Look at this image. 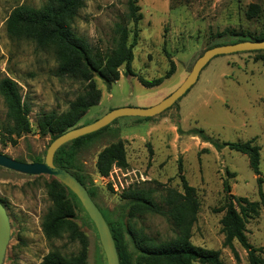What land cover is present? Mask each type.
Here are the masks:
<instances>
[{
    "label": "rangeland",
    "instance_id": "obj_1",
    "mask_svg": "<svg viewBox=\"0 0 264 264\" xmlns=\"http://www.w3.org/2000/svg\"><path fill=\"white\" fill-rule=\"evenodd\" d=\"M46 1L0 0V80L14 79L23 98L32 105V130L13 144L2 129L10 122L0 94V152L21 162L44 161L52 142L50 135L43 136L38 130L39 115L67 111L85 90V83L79 78L57 74L53 48L38 47L31 39L7 32V18L15 7L26 4L38 8ZM138 4L143 18L133 48L131 67L135 75L126 73L122 66L120 79L111 85L96 76L101 101L87 111L78 127L89 125L116 108L158 104L183 84L207 49L254 40L264 33V0H138ZM252 4L260 7L255 16L248 15ZM118 22L127 25L131 43L134 25L128 20V0H87L73 29L93 46L108 50L115 47ZM172 69L171 76L160 85L148 87L139 80H153ZM194 130H203L216 142L253 140L260 147L264 192V49L214 57L203 68L198 81L165 111L150 119L118 117L92 141L79 148L70 141L55 155L63 158L72 154L70 171L81 175L87 189L95 193L96 204L107 222L123 224L126 248L133 260L136 252L134 237L128 229L129 201L121 193L128 185L151 186L157 189V201L163 203L162 195L168 189L182 191L183 174L195 188L199 201L190 242L219 250L223 264H249L247 251L238 241H234V246L239 259L224 244V181L231 187L230 194L260 203L257 215L246 222V234L254 246H264V201L259 195L257 175L246 154L228 147L218 150ZM119 140L125 142L129 166H115L104 178L96 169L98 153ZM51 180L50 175H29L0 166V199L6 204L11 224V238L2 264H40L52 251L66 256L80 251V241L68 232L52 239L45 236L42 222L52 205L48 194ZM74 222L88 239L86 264H107L97 228L82 204L76 209ZM133 225L157 243L167 242L177 234L173 221L158 214H143L134 219Z\"/></svg>",
    "mask_w": 264,
    "mask_h": 264
},
{
    "label": "trees",
    "instance_id": "obj_2",
    "mask_svg": "<svg viewBox=\"0 0 264 264\" xmlns=\"http://www.w3.org/2000/svg\"><path fill=\"white\" fill-rule=\"evenodd\" d=\"M86 1L47 0L38 8L26 4L19 5L11 11L6 22V29L10 36L31 39L38 47L53 48L58 62V75L76 77L85 83L84 92L70 103L67 111L62 113L43 112L39 115L37 119L38 130L43 136L50 135L52 141L68 130L78 127V122L87 111L100 103L102 93L95 82L96 76L111 85L120 79L122 66H125L126 73L135 75L131 67L134 60L133 48L138 42L140 31L138 25L143 18L138 0H128V20L134 25L132 42L129 43L127 25L118 22L115 26L117 34L115 47L108 50L93 46L88 39L78 35L73 29V23ZM259 9L258 5H250L248 15L255 16ZM263 40L264 33L254 38V41ZM172 71L173 69L165 76L153 80H146L143 77H139V80L145 86L153 87L160 85L164 79L171 76ZM0 94L3 96L7 118L10 122L2 129L5 134L9 135L11 142L15 144L17 139L32 130L29 116L32 105L23 98L17 82L10 77H4L0 80ZM138 118L150 119V117ZM107 126L76 138L70 143L79 148L86 141L90 142L96 138ZM193 133L199 135L203 141L213 143L218 150L228 147L231 150L246 154L251 168L257 175L261 202L264 201L263 178L260 171V147L253 140L216 142L203 130H194ZM66 144L61 147L66 146ZM71 161L72 154L67 153L63 158L55 155V163L69 171L71 170ZM115 166L123 169H127L129 166L127 149L123 140L106 145L97 156L96 169L100 176H109ZM182 170L180 164L179 171L182 172ZM70 172L86 186V181L81 175ZM180 178L182 191L168 189L162 195L163 203L157 201V189L151 186L133 185L121 193V196L129 201L128 229L134 237L136 257L133 260L127 251L123 224L120 222L109 223L116 242L120 264H195V262L223 264L219 250L197 247L190 242L192 226L197 220L199 201L195 188L188 183L186 177L181 174ZM88 190L95 200V193L91 189ZM224 190L227 194L226 212L222 218L225 246H228L236 259H239L234 246V241H238L247 251L249 264H264V246H254L246 234V222L251 216L257 215L260 203L251 202L246 197L230 194L231 187L227 180L224 181ZM48 194L52 205L42 222L45 236L52 239L61 236L63 232H68L70 237L80 241L81 249L77 254L71 256L62 255L59 251H52L42 259L40 264H86L88 239L74 222L76 209L81 204L80 200L67 186L54 177L48 183ZM0 200L6 206L5 202ZM146 213L170 218L177 230L175 238L167 242L157 243L155 239L144 232L135 230L134 219Z\"/></svg>",
    "mask_w": 264,
    "mask_h": 264
},
{
    "label": "water",
    "instance_id": "obj_3",
    "mask_svg": "<svg viewBox=\"0 0 264 264\" xmlns=\"http://www.w3.org/2000/svg\"><path fill=\"white\" fill-rule=\"evenodd\" d=\"M263 41L245 40L232 44H223L213 46L205 51L194 64L192 72L188 78L169 96L161 102L150 107L124 106L113 109L97 119L95 122L81 127L68 130L54 139L46 152L44 161L41 162H21L0 152V166L29 175H50L65 186H67L80 200L82 206L88 213L89 217L95 224L101 244L103 246L107 264H120V258L113 237L111 228L105 219L100 208L92 198L87 187L78 180L69 170L60 167L55 163V154L57 150L64 144L75 140L81 136L93 133L101 128L109 125L115 119L121 116L135 117H152L160 114L171 107L180 97H182L197 81L203 68L218 55L231 54L249 50H263ZM11 238V224L6 207L0 200V264L3 263L6 250Z\"/></svg>",
    "mask_w": 264,
    "mask_h": 264
},
{
    "label": "built area",
    "instance_id": "obj_4",
    "mask_svg": "<svg viewBox=\"0 0 264 264\" xmlns=\"http://www.w3.org/2000/svg\"><path fill=\"white\" fill-rule=\"evenodd\" d=\"M105 178V177H104ZM141 179L142 180H144V178H143V176H141ZM108 181H110V180H108ZM136 181H138L139 182V180H138V178L136 177ZM114 185H115V187H116V190L118 191L119 190V188L116 186V183H114ZM131 186V185H130ZM129 185H128V187H130ZM122 187H123V189H124V186L122 185ZM127 187V188H128Z\"/></svg>",
    "mask_w": 264,
    "mask_h": 264
},
{
    "label": "crops",
    "instance_id": "obj_5",
    "mask_svg": "<svg viewBox=\"0 0 264 264\" xmlns=\"http://www.w3.org/2000/svg\"><path fill=\"white\" fill-rule=\"evenodd\" d=\"M4 168V167H3ZM5 169H7V168H5ZM16 172V171H15Z\"/></svg>",
    "mask_w": 264,
    "mask_h": 264
}]
</instances>
